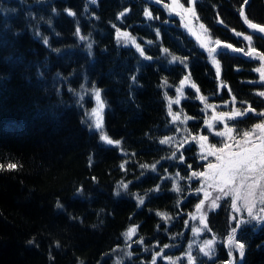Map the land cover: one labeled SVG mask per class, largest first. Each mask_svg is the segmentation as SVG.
I'll use <instances>...</instances> for the list:
<instances>
[{
    "label": "trees",
    "instance_id": "obj_1",
    "mask_svg": "<svg viewBox=\"0 0 264 264\" xmlns=\"http://www.w3.org/2000/svg\"><path fill=\"white\" fill-rule=\"evenodd\" d=\"M194 4L209 35L223 44L214 58L165 5L148 0H0V264H152L158 252L156 264H167L162 255L180 256L196 240L186 214L202 199L193 176L201 155L195 141L177 147L171 140L205 133L206 103L220 97L262 110L256 70L264 33L249 28L244 17L264 26V0ZM116 29L135 37L144 55L118 39ZM249 35L252 40H245ZM52 55L59 59L55 65ZM55 75L68 83L63 95L72 100L87 86L102 90L109 105L106 130L120 146L101 143L84 125L83 108L78 116L55 107L41 87L46 81L50 89ZM185 79L196 87L183 89ZM177 98L171 111L188 118L180 127L169 114ZM221 210L210 211L203 235L213 239L214 255L196 254L192 264L230 261L228 237L236 222L226 221ZM131 227L136 234L126 240ZM236 237L244 245L239 264H264V226L256 232L241 224ZM196 244L200 252L202 240Z\"/></svg>",
    "mask_w": 264,
    "mask_h": 264
},
{
    "label": "rangeland",
    "instance_id": "obj_2",
    "mask_svg": "<svg viewBox=\"0 0 264 264\" xmlns=\"http://www.w3.org/2000/svg\"><path fill=\"white\" fill-rule=\"evenodd\" d=\"M148 1H151L154 4H157L159 6L165 5L166 8L168 9L167 10V12L169 14L168 16H172L173 19H175L176 21H179L181 23V25L184 27V29L186 30V32L190 33V35L192 37H194V39L197 41V43L199 45H203L205 47V50H206V52L210 58H214L216 56L217 48L223 46L222 43L220 45L215 44L216 40L211 35H209V31L207 30L205 25H203V23L199 20V17L197 15V10H196L195 4H194L196 0H177V5H180L182 7L178 8V10L176 12H170L169 11L170 7H176L177 6V5L173 4V0H164L165 1L164 5L162 3H160V0H148ZM88 3H89V5H94L90 2V0H88ZM33 4H35V3H33ZM33 4H26V6H28V7L29 6H35ZM36 10H38V9H35V11ZM185 10H187V11H185ZM26 16H27V22L30 21L31 19H28V14H26ZM30 16H31V18L34 17L32 14H30ZM31 22H32V20H31ZM186 24L188 25V27H185ZM201 25H203V28H201ZM6 29L8 31H11L10 26H5L4 30H6ZM11 33H12V31L9 34H11ZM14 35L15 34H13L12 36H14ZM210 49H216V51L212 52V54L210 55L209 54ZM53 52H54V50H53ZM52 56H53L52 57V64L55 65L58 63L57 60H59V59L58 58L55 59L54 55H52ZM258 56L260 57L261 55L258 54ZM216 65L218 67V64H216ZM257 69H264V59L262 60V64H260V66ZM256 71L258 73V78H259L257 81H259L263 84V87H262L263 91L262 92H264V80L261 79V72L258 70H256ZM77 73H79V72L77 71ZM79 74H81V73H79ZM51 81H52V83H51L52 87L50 86L51 87L50 89L48 87L45 88L46 81L43 82L44 85H41V87L44 89L46 94H48V99H50V97L53 96V98H54L53 102L56 103V104H54L55 107H60V108H66L67 107L70 111H72L73 113H76L78 116L82 115V102H83L82 99H83V96H84V99L89 97L88 92H82V93L76 92V93H74V96L76 98H74V96H73L74 99L72 100L71 98L69 99V97H65V95H63V88H64V91H66V89H70V86L68 85V83L64 82V80L61 81V78L57 77L56 75L52 77ZM55 84H56V86H58V84H59L58 89L56 86H54ZM190 88H193L191 83L187 79H185V81L183 83V89H190ZM228 93H230V91H228ZM223 94L225 95L226 93H223ZM76 100L82 101V102H80V104H79V103H77ZM94 100H95V97H94ZM93 104H94L93 108H95L96 107V100L93 102ZM248 104L242 103L240 100L238 101L236 99L233 102V98L228 99L225 97H223V98L220 97L218 99V102H215V103L214 102L213 103L212 102L206 103V105H210V107L206 106L204 109V112L206 115V123H207L206 132L205 133L201 132V133H196V134H190L191 136L189 137L188 140H184V137H182L180 139H178L176 137L172 138L171 143H173L174 145L177 144V147L181 146V143L178 141H181L182 143H188L189 145H191L195 142L197 143V146L200 149V151L202 153V158L204 160V167L200 172L207 173V175L206 176H199L201 181H202V190L201 191L203 193L202 200L204 201V203L200 206L199 209H197V206H196V208H194L192 211H190L186 214V222L187 223H190L191 221L194 222V225L196 226L194 228H199L200 232L198 234H194V235H196V240H194V242L192 244L189 243L187 246V251L179 254L180 256L177 255V257H175V256H168V255L163 256L162 255V257L166 260L167 264H171V261H176V264H181L183 261H186V259H188V253L189 252H191V255L193 258H195L194 256L196 254L200 255V256L203 255V253L198 251V245L196 244V242L200 244V240H202V246H203L204 241L213 240L212 238H206V239L203 238V235H207L209 233V230L207 227H208V222H209L208 218H209L211 210L221 208L222 209L221 211H223V212H221L220 215H223L225 217L226 221L230 219V221L232 223H234V222L237 223L238 220L247 221L249 219L247 209L245 208V201L246 200H252L253 198L255 199V207L253 208L254 213L259 212V209L261 207H264V204L260 203V192H261V187L264 186V180H261L260 184L255 188L254 197H253V196L249 195V185L252 183L251 177L247 180H244L243 182H241L240 178L237 177V179L233 182V184H231L227 188H225V191H227L229 193V195L225 196L220 191L221 181L214 175V170H209L207 168L208 163H218L215 156H209L208 155V149L212 145H215L217 148L222 147L221 138L216 136L217 131H224L225 125L233 128V132H232L233 138L231 140H228L227 137H225L223 139L227 143H229L233 146L232 151H237V150H239V147L242 145L237 146L236 142L237 141H243V139H244L242 133L244 131H250L255 124L261 123L264 121V120H261L262 116L257 115L258 113L264 112V105H263L262 110H260L258 112L255 111V113H253L252 117L247 116L249 113H251V111H249L243 117H237L235 119H230L229 116H227V115L224 116L223 118H220V116H219V114L221 112L232 113L235 109H239L241 112H243L244 109L249 107V105L251 106V104H249V105ZM89 105H90V107H88L89 109L86 111L85 115L82 116V117H84L82 119L84 122V125L89 126L91 129L96 130L97 132H100V134L102 132L105 133L104 132L105 114H106L107 109L105 110V107H104L103 112L101 113V115L103 117V127H102V129L97 130L94 126L95 117H91V110L93 108H92L91 104H89ZM251 108H252V106H251ZM171 116L173 119L172 121H174L176 125H180L183 121L188 119L186 116H184V114H182V113L180 114L178 112H174V113L172 112ZM174 116L176 117L175 119H174ZM232 120H233V122H232ZM234 120H235V122H234ZM183 124H184V122H183ZM209 124H211V126H212L211 130L209 129ZM259 135H260V133L257 130L256 132L253 133L252 140L254 142L258 143L259 142V139H258ZM201 136H207L208 140L207 141H201L200 140ZM101 141H102V144L108 145L103 140H101ZM202 144L204 145L203 150H201ZM205 192H207L209 194L207 197H205ZM217 197H220V198L216 199ZM213 200H216V206L215 207L212 206ZM233 200H235L236 207L239 208L240 211H236V209L233 208V206H232ZM201 201H199L198 204H200ZM261 215H264V213H261ZM202 219H203L204 223H201ZM242 224L250 226L249 223H242ZM261 224H264V222H262ZM205 225H207V227H205ZM251 225H255V221L253 223H251ZM260 226L261 225H259V227ZM232 233H233V229L230 230L229 235H232ZM237 233H238V229L235 233L234 239L236 241V244H235L234 248L232 249L231 261L229 262V264H237L240 262V260L242 258L239 254V244H241V243L237 240V237H236ZM201 237H202V239H201ZM189 245H191V248H189ZM234 252H236L235 256H234ZM167 257H170L171 260L167 259Z\"/></svg>",
    "mask_w": 264,
    "mask_h": 264
},
{
    "label": "snow or ice",
    "instance_id": "obj_3",
    "mask_svg": "<svg viewBox=\"0 0 264 264\" xmlns=\"http://www.w3.org/2000/svg\"><path fill=\"white\" fill-rule=\"evenodd\" d=\"M90 2L92 4H96L97 0H90ZM173 4L177 5V0H173ZM182 6L177 5L176 7H170L169 11L170 12H176L178 10V8H180ZM87 10V9H86ZM127 11V9H125V12ZM187 11V10H185ZM69 15H75V13H72L71 11L68 12ZM194 14V13H193ZM144 15L149 18L152 19V14L150 11H148L147 9L144 10ZM240 15L243 17L244 13L241 12ZM124 16V12H121L118 16V19L120 17ZM244 22L248 25L249 28L251 29H258L260 33H264V26L257 24V23H253L252 21L248 20L247 17H244ZM115 27V26H114ZM185 27H188V25L186 24ZM201 28H203V25H201ZM117 31V37L119 38H123L124 42L127 43H132L133 45H135L137 51L140 52L141 55H144L143 50L141 49L139 44H136V38L131 36L128 32H123L121 33L119 29H116ZM80 33V29L79 27H77L76 29V34L79 35ZM157 35L159 36V32H157ZM237 35H241L240 33H237ZM81 40L86 39V37L84 36H80ZM245 40L247 41H251L252 40V36H245L244 37ZM44 43L48 44V39L45 37L44 38ZM216 45H220L221 41L220 40H216L215 41ZM88 49L91 50L92 48V44L89 43L87 45ZM225 48H232V45L227 44L224 46ZM58 51V50H57ZM165 52H167V49L164 50ZM216 49H210L209 50V54L211 55L212 52H215ZM235 51H242V49H235ZM254 51V49H252L251 47L249 48V52L247 53V55H251L252 52ZM261 59H264V56L260 57ZM150 59V57H149ZM179 58L176 56L172 57L173 61L178 60ZM215 62V61H214ZM258 71L261 72V79L264 80V69H257ZM217 72H219V68H217ZM184 81H181V84H183ZM193 88L196 87L195 84L192 85ZM180 89H177V92L180 93ZM198 91V89H197ZM92 95H94L95 100H96V107L93 108L91 110V117H95V122H94V126L97 130L102 129L103 127V117L101 115V113L103 112V109L105 107L104 102L101 100V90L99 88H96L95 86H93L92 88ZM259 95L264 96V92L259 93ZM202 100L206 99L205 97H201ZM235 101V97H233V102ZM179 103V99L177 98L175 101H170L169 102V114L172 115L171 112V103ZM209 106L210 105H206ZM249 111L255 113V109L251 108V106L249 105L248 108L244 109L243 112H241L239 109H235L232 113H223L221 112L219 114L220 118H223L224 116H229L230 119H235L237 117H243L244 115H246ZM257 115L260 116H264V112L258 113ZM176 117L174 116V119ZM211 124H209V129L211 130ZM225 130L224 131H217L216 132V136L221 138V143H222V147L217 148L215 145H212L209 149H208V155L209 156H215L216 160L218 161V163H208L207 164V168L209 170H214V175L221 181V186H220V191L225 195H229V193L227 191H225V188H227L229 185L233 184V182L237 179V177L240 178L241 182H243L244 180H247L251 177L252 179V183L249 185V195L254 197V190L255 188L260 184L261 180H264V122L261 123H257L253 126V128L250 131H244L242 133L243 135V141H237L236 144L239 147V150L237 151H232V145L227 143L223 138L227 137L228 140H231L232 137V132H233V128L228 127L227 125L224 126ZM259 131L260 135L258 137L259 142L256 143L252 140V136L253 133L256 131ZM101 140H103L104 142H106L107 144H120V141H114L112 140L106 133H101L100 136ZM201 141H207L208 137L207 136H201L200 137ZM161 143H165V141H161ZM204 149V145H201V150ZM175 155V154H173ZM0 167H2V165H0ZM7 167L9 169H14L16 167L15 164H8ZM121 167H123V165H121ZM141 167H148L147 165H142ZM153 169H155V165L151 166ZM207 173L204 172H200V173H193V176H206ZM123 189H127L128 185L122 183L120 185ZM159 189V186H157V190ZM173 190L175 191H179V188H177L174 185ZM116 195H119V192L116 193ZM209 194L207 192H205V197H207ZM220 197H217L216 199H219ZM138 205H143L144 204V197L142 196H138ZM204 203V201L202 200L200 202V204L197 205V209L200 208V206ZM260 203L264 204V186L261 187V192H260ZM212 206L215 207L216 206V200L212 201ZM233 208L236 209V211H240L239 208L236 207V203L235 200H233V204H232ZM57 207H62V205L59 204V202L57 203ZM255 207V199L253 198L252 200H246L245 201V208L247 209V213H248V217L249 219L247 221H243V220H238L236 223V227L233 228V233L232 235H230L228 237V243H229V247H230V251H229V255L231 256L232 253V249L234 248L236 241L234 239L235 237V233L237 231V229L240 227V225L242 223H253L255 221V226L259 227V225L264 222V215H261V213H264V207H261L259 209V212L254 213L253 208ZM157 215H160L162 217H165L166 214L164 213H157ZM201 223H204L203 219L201 220ZM205 227H207V225H205ZM194 234H198L200 232L199 228H193L192 229ZM136 234V228L135 227H131L128 229V231H126L123 235L125 236L126 240L131 239L132 236H134ZM142 242V240H141ZM29 243H33V241H29ZM57 246H59L57 244ZM165 248L169 247L168 245L164 246ZM189 248H191V245H189ZM200 252H202L204 254V256L208 257L209 259L212 258V256L214 255V249H213V240H206L204 241L203 246H201V248L199 249ZM239 254L241 257L244 256V245L243 244H239ZM128 256H131L132 253L128 252L127 253ZM160 253H156L153 256V260H152V264H156V257L159 256ZM51 259V257H50ZM167 259L171 260L170 257H167ZM193 261V257L191 255V252L188 253V262L189 264H192ZM117 264H119V262H117ZM171 264H176V261H171Z\"/></svg>",
    "mask_w": 264,
    "mask_h": 264
},
{
    "label": "bare ground",
    "instance_id": "obj_4",
    "mask_svg": "<svg viewBox=\"0 0 264 264\" xmlns=\"http://www.w3.org/2000/svg\"><path fill=\"white\" fill-rule=\"evenodd\" d=\"M191 224L193 225V227H196V226L194 225V222L191 221V222H190V226H191Z\"/></svg>",
    "mask_w": 264,
    "mask_h": 264
}]
</instances>
